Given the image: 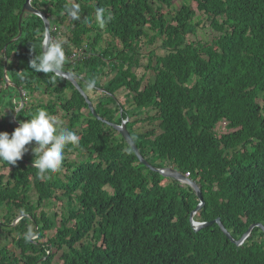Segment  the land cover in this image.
<instances>
[{"label":"trees","instance_id":"16d2710c","mask_svg":"<svg viewBox=\"0 0 264 264\" xmlns=\"http://www.w3.org/2000/svg\"><path fill=\"white\" fill-rule=\"evenodd\" d=\"M24 2L0 0V56L7 44L13 81L22 78L28 88L34 83L52 96L28 110L62 113L64 127L80 142L65 149L62 177L63 168L54 178L41 179L21 159L11 165L5 183L0 175V264H264L260 228L241 245L215 223L195 230L190 211L197 200L191 188L146 167L108 123L126 120L148 162L189 171L200 182L204 205L196 218L220 217L234 239L251 222L264 225V0H180L179 6L172 0H81L79 21L70 18L68 8L61 16L57 11V22L69 17L65 50L87 44L88 57L66 61L63 68L76 73L93 103L96 115L88 110L87 117H82L86 100L67 79L29 67L40 51L35 36L41 18L28 14L21 36L10 42L19 32ZM193 2L204 20L197 18ZM32 3L51 10L47 0ZM97 7L112 13L104 28L95 22ZM203 21L217 34L211 41L190 40L187 34H197ZM93 79L96 85L89 89ZM67 89L70 97L64 95ZM2 93L16 91L3 88ZM12 111L10 119L0 117V131L11 134L17 127ZM221 117L238 128L218 138L212 128ZM152 120L161 132L147 124ZM224 147L232 152L224 156ZM69 149L78 160L66 157ZM55 200L61 203L53 214L59 225L43 240L54 226L43 207ZM8 237L10 247L1 241Z\"/></svg>","mask_w":264,"mask_h":264},{"label":"clouds","instance_id":"9594fccd","mask_svg":"<svg viewBox=\"0 0 264 264\" xmlns=\"http://www.w3.org/2000/svg\"><path fill=\"white\" fill-rule=\"evenodd\" d=\"M77 1L81 2V0H63V2L65 4L59 5L56 0H47L48 5L50 6L51 10L48 13H46L42 8H36L32 3L33 0H30V5L34 9L38 10V12L37 13H32V12L31 13H25L22 16V20L28 14H33V15L41 18V20L43 22L42 30L40 32H38L35 36L36 38L39 37V41H40L39 54H37L35 49L33 48V50L35 51L36 54L28 62L29 67L32 70H34L35 72H43L45 74H52L53 76H56V77L65 78L70 82V80L68 78V76H69L68 74H70L69 73L70 70L67 71L68 73H65L64 72L65 69H63L66 61H70L71 59L73 62L74 61H81V60L86 59L88 57L89 53H87V44H85V43L81 47H76L75 45L69 44L68 50L67 51L65 50L64 45H65V43H67V39H66L67 31H66V28L64 27V25L69 20V17L67 19H65V21L57 22L58 17L56 16V12L57 11L60 12L59 16L64 15L65 12L67 11L66 8H68L70 18L73 21H79L81 19V9H80L79 4H77L78 3ZM193 4H195V2H193ZM21 8H22V6H21ZM195 10L197 12V18L202 17L201 15L198 14L196 7H195ZM20 12H21V9H20ZM20 12H19V14H20ZM19 14H18V18H19ZM43 17H45L50 24V37H49V34L45 31ZM94 18H95L96 24L100 28H104L105 25L113 19V16H112L111 12H107V14H106V9L104 7H97L95 9ZM204 19L205 18H203V20ZM22 20H21V23H22ZM204 22L205 21L202 22L203 25H204ZM17 24H18V22H17ZM204 26H207L211 29L209 23L207 25H204ZM20 29H21V24H20ZM18 30H19V25H18ZM21 34H22V29H21ZM69 34L70 33H68V35ZM197 34H198V32H197ZM197 34L189 33V34H187V37L190 40H192L191 39L192 36H190V35L197 36ZM15 37H13L10 40L11 43L14 42L12 40ZM192 41L197 42L200 40H192ZM6 48H7V44L4 45L3 53L0 56V95L2 96L1 101H0V110L3 109V111L0 112V117H3L5 115L6 107L3 104V100L6 98L11 99V102H13L14 107L10 108V109H15V111L18 114H19L20 110L21 111L25 110V113H26L28 111V108H31V104L33 103L31 99L34 98L36 95L39 96L38 99L36 100L38 102V104H47L48 103L47 100L50 99L52 96H49L48 94H46L44 92H41V89H36L34 83H32L31 87L28 88L26 83H24V81L22 80V78H17L16 76L14 77V79L16 81L19 80L20 82L19 81L18 82L13 81L12 78L10 79L8 68H9V65H10L9 63L11 62V60H12V63L14 64V62H13L14 59H13V57H11L9 59V57L7 55ZM163 51L165 53V50H163ZM164 53L161 55H164ZM1 68H2V75H1ZM76 81L79 84L78 79ZM50 82L55 83L56 81L51 80ZM70 83L73 85L72 82H70ZM95 85H96V81L94 79L90 80L87 83V87L89 89L94 88ZM3 88L6 90L13 89L16 91V93L8 94L5 96L2 93ZM74 88H75V86H74ZM37 92H41V94L47 95V98H45L44 96H40L39 94H37ZM71 92H72L71 89H67L64 92V95L66 97H70ZM258 101H259V99H258ZM39 102H41V103H39ZM2 104H3V106H2ZM92 108L94 109V114L96 115L95 108H94L93 104H92ZM86 110L87 111L90 110L92 112V110L89 107ZM23 118L25 120H19L18 126L13 129L11 134H9V132H7V131H0V161H5L8 163V165L10 164L8 166L9 167L8 173L6 175L0 174V175L4 176V180H3L4 183L6 182L7 175L9 174V171L11 170V165H15L16 162L18 160H20L22 158V156L24 155V153L28 150L26 147L27 145L33 144V142H35L34 146L32 147V152H33L34 158H33V161H30V159L22 160V161L26 164L33 166V168L37 169L38 170L37 175L39 178L50 179L51 178L50 174L57 173L60 169L64 168L62 166V163L64 160L65 149L69 145L78 146L79 142H80V137L77 135V133L75 131L71 130L70 128L62 126L61 122L57 119V117L50 114L47 111V109H45V108H37L35 111H32V112L30 111L29 115L24 116ZM123 121H126V120H123ZM221 121L228 122V127L231 129L230 132H232L236 128H238V127L230 126L229 125L230 121L226 117H221L220 119H218V121L216 122V124H214V126L212 128V131L215 133V136L218 138H221L224 134H227V133L219 134L216 130L217 124ZM151 122L152 121L147 122L148 125L150 127H153L157 133L161 132V130H162L161 127L160 126H158L159 128H157V126L155 127L154 120H153V123H151ZM230 152H232L230 148L224 147V153H223L224 156ZM27 161H30V162H27ZM1 165H2V163L0 164V167H1ZM151 165H153V164H151ZM153 166L157 168V171H154V170H152V171L158 172L159 174H161L165 178H169V179H173V180L177 181L179 183V186H181L183 188L190 187L192 192L195 194L197 201H196V204L193 207V209L190 211V221H191V224L195 230L200 229L199 228L200 224H204L207 221H210V220H202L200 218H196L198 211L204 205V198H203L202 186H201L200 182L197 180H194L191 177L189 171L181 172L180 170H178L173 165H166L164 167H158L155 165H153ZM167 167L172 168L178 172H181L185 177L192 179L193 182L199 187V189L201 191V195L203 198L202 202L198 198L196 191L194 190V188L192 187L191 184H188L186 181L181 180V179L177 180L173 177L164 176L162 172H164L165 168H167ZM5 168H7V167H5ZM198 205H200L201 207L198 210L194 211ZM20 216L23 217V214L18 215L14 219V221L12 222L11 225L17 224L19 222V220L22 218L21 217L19 220H17L18 217H20ZM236 218L242 220L243 222L246 221V219L242 216L236 215ZM220 220H221V218H220ZM251 223H256V222H251ZM258 223H261V222H258ZM215 224H217V223H215ZM204 227H207V226H204ZM55 228H54V232H55ZM258 228H260V227H258ZM51 229H53V227ZM227 230L231 234V230H229V229H227ZM53 233L50 234L49 236H52ZM29 235H31V233H29ZM234 240H238V239H234Z\"/></svg>","mask_w":264,"mask_h":264},{"label":"water","instance_id":"95a60500","mask_svg":"<svg viewBox=\"0 0 264 264\" xmlns=\"http://www.w3.org/2000/svg\"><path fill=\"white\" fill-rule=\"evenodd\" d=\"M37 13L38 10L34 9L31 5H30V0H26L21 8V12L19 14V18H18V25H19V33L18 35L12 40H18V38L21 36V29H20V24H21V20H22V16L25 13ZM43 21H44V27H45V31L49 34L50 37V24L48 22V20L43 17ZM6 54V53H5ZM6 60V59H5ZM68 78L70 80V82L73 83V85L81 92V94H83L85 96V99L88 103V107L92 110L93 114H94V109L92 108V104L91 102L87 99L85 93L80 89V86L78 84V82L76 81V79L71 75L68 74ZM97 118H99L100 120L106 121L104 119H102L100 116L97 115ZM109 124H111V126H113L116 131L123 137V139L125 140V142L128 144V146L134 151L135 155L137 156L138 160L143 163L144 165H146L148 168H150L151 170L157 171V168L154 167L153 165H151L140 153L132 135L129 133L128 128L126 127V121H122L120 124H116V123H112L109 122ZM164 176L167 177H173L177 180L181 179L186 181L188 184H191L192 187L194 188V190L196 191V194L198 196V198L200 199V201L202 202L203 198L201 195V191L199 189V187L193 182L192 179L185 177L181 172H178L172 168H165V171L162 172ZM201 206L198 205L194 211L198 210ZM22 216L18 217L17 220H19ZM213 223H217L219 224V226L221 227L222 231L225 233V235L232 241H234L237 245H240L251 233L252 229L254 227H260L262 229V231L264 232V225L262 223H251L249 225V227L247 228V230L244 232V234L238 239V240H234L233 237L231 236V234L229 233V231L223 226L220 217H217L213 220L207 221L204 224H200L199 228L204 227V226H209Z\"/></svg>","mask_w":264,"mask_h":264},{"label":"rangeland","instance_id":"374dc122","mask_svg":"<svg viewBox=\"0 0 264 264\" xmlns=\"http://www.w3.org/2000/svg\"><path fill=\"white\" fill-rule=\"evenodd\" d=\"M172 2H174V4L176 6H179L180 5V0H172ZM193 7L195 8V4H193ZM217 34L215 32H213L212 29H210L209 27L207 26H203V24H201V28L200 30L198 31V34L197 36H194V35H190L192 36L191 39L192 40H200L201 42H206V41H211V39L213 38V36ZM157 53L158 54H163L164 51L160 48L157 49ZM145 61V60H144ZM140 74L143 72V69H140ZM10 79L12 78L11 75H9ZM146 81V80H145ZM144 81V82H145ZM88 93H90V91H88ZM37 94H39L40 96H44L45 98H47V95L45 94H41V92H37ZM67 95V94H66ZM39 96H35L34 98H32V102L33 104H38V102L36 101L38 99ZM259 101L261 102V99H259ZM3 104L4 106L6 107V109L13 105V102H11V99H4L3 100ZM1 111V110H0ZM30 113V111L28 110L26 113H24L22 116H28ZM88 111L86 109H83L82 111V117H87L88 115ZM153 114V113H152ZM55 117H57V119L61 122L62 126H65V123L67 122V119L63 118V114L62 113H56L54 115ZM81 117V123L80 125H84V120L83 118ZM8 119V117L6 118ZM153 121V120H152ZM148 124V123H147ZM144 128V127H143ZM157 128H159L157 126ZM216 130L219 134H224V133H229L231 131V129L228 127V122H225V121H221L217 124L216 126ZM28 149V148H27ZM24 155L30 159V161H33V152H30V150L28 149ZM66 157L69 159V160H78L79 156L77 155V153L74 151V150H70L66 153ZM30 161H27V162H30ZM1 164V163H0ZM8 170H9V167L7 168H4V167H0V174H4L6 175L8 173ZM65 173V168L62 169V172L61 174H59L61 177H62V174ZM51 175V179L55 177L56 173L54 174H50ZM57 192L60 193L61 192V189H57ZM36 191L35 190H32V197H34ZM61 206V203L59 200H55V202L50 205V206H46V207H43L44 210H46L48 212V214L53 218L54 220V226H53V229L51 230H48L46 232V235L45 237L43 238V240H45L47 238V236H49L50 234H52L54 232V228L56 226H58L59 224V216L57 217H54L53 214L54 212H58L59 211V208ZM39 208L37 209V212H39ZM4 226V225H3ZM4 228V227H2ZM2 243L3 244H7L8 247L12 246V242H11V237H8V239H4L2 238L1 239ZM57 261V257L54 259V262L56 263Z\"/></svg>","mask_w":264,"mask_h":264},{"label":"bare ground","instance_id":"6f19581e","mask_svg":"<svg viewBox=\"0 0 264 264\" xmlns=\"http://www.w3.org/2000/svg\"><path fill=\"white\" fill-rule=\"evenodd\" d=\"M68 63L69 62H72L73 63V61H72V59L70 60V61H67ZM71 63V64H72ZM68 70L67 69H65L64 70V72L65 73H68L67 72ZM76 80L78 79L77 78V75H76V73L75 72H73V71H70L69 72ZM79 86H80V84H79ZM76 88V87H75ZM77 89V88H76ZM80 89L85 93V91L82 89V87L80 86ZM77 91H79L78 89H77ZM80 92V91H79ZM81 93V92H80ZM83 95V94H82ZM85 95H86V97H87V99L91 102V104H93L92 103V101L88 98V96H87V94L85 93ZM83 97H84V99H85V96L83 95ZM86 100V99H85ZM87 102V101H86ZM88 104V103H87ZM3 111V109L0 111V112H2ZM9 111H10V109L8 110V111H5V115H4V117H8V119H10V115H9ZM21 111V110H20ZM8 113V114H7ZM18 113L15 111V109H13V111H12V115H11V119L13 120V122H14V124L16 125V126H18V121H19V119H18ZM25 120V119H24ZM34 144H35V142H34ZM29 150H30V152H32V147H33V144L31 145H27L26 146ZM21 160H27V159H25V158H21Z\"/></svg>","mask_w":264,"mask_h":264}]
</instances>
